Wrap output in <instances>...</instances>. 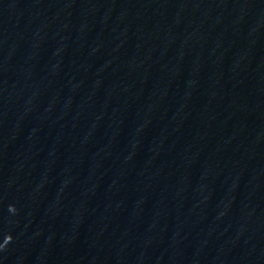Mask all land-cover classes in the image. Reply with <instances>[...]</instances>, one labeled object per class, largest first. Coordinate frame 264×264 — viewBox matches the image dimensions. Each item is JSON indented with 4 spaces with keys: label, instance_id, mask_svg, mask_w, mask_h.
I'll use <instances>...</instances> for the list:
<instances>
[{
    "label": "water",
    "instance_id": "1",
    "mask_svg": "<svg viewBox=\"0 0 264 264\" xmlns=\"http://www.w3.org/2000/svg\"><path fill=\"white\" fill-rule=\"evenodd\" d=\"M0 264H264V0H0Z\"/></svg>",
    "mask_w": 264,
    "mask_h": 264
}]
</instances>
